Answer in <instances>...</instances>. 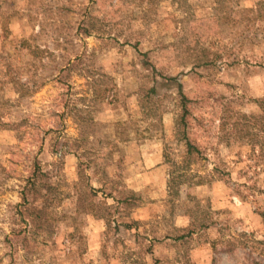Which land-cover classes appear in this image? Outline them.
Returning <instances> with one entry per match:
<instances>
[{
  "label": "rangeland",
  "instance_id": "rangeland-1",
  "mask_svg": "<svg viewBox=\"0 0 264 264\" xmlns=\"http://www.w3.org/2000/svg\"><path fill=\"white\" fill-rule=\"evenodd\" d=\"M0 264H264V0H0Z\"/></svg>",
  "mask_w": 264,
  "mask_h": 264
},
{
  "label": "trees",
  "instance_id": "trees-1",
  "mask_svg": "<svg viewBox=\"0 0 264 264\" xmlns=\"http://www.w3.org/2000/svg\"><path fill=\"white\" fill-rule=\"evenodd\" d=\"M97 34H99L98 32H97ZM178 89H179V94H180V97H181V99H182V104H183V110H184V115H183V117H182V122H185V119H186V117H187V112H188V110H187V98L185 97V95L183 94V92H182V87H181V85H178ZM188 148H189V153H192L193 152V149H194V147L190 144V143H188ZM35 175H36V173H35ZM38 181L39 180H37V178H35V177H33V178H31L29 181H28V187H27V189H26V194L24 193V196H23V199H24V201L27 203L28 202V200H29V195H30V193H33L34 191H36V189H37V186H38ZM39 220V218L38 217H33V219H32V225H34L35 223H36V221H38ZM34 223V224H33Z\"/></svg>",
  "mask_w": 264,
  "mask_h": 264
},
{
  "label": "crops",
  "instance_id": "crops-1",
  "mask_svg": "<svg viewBox=\"0 0 264 264\" xmlns=\"http://www.w3.org/2000/svg\"><path fill=\"white\" fill-rule=\"evenodd\" d=\"M151 158V156L145 157L144 165L147 170L154 168V179L156 180L157 177L164 173V167L159 163L157 152H154V163L151 161Z\"/></svg>",
  "mask_w": 264,
  "mask_h": 264
}]
</instances>
